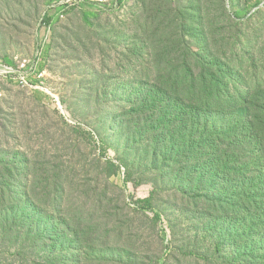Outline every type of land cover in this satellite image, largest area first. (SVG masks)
Segmentation results:
<instances>
[{"label":"rangeland","instance_id":"1","mask_svg":"<svg viewBox=\"0 0 264 264\" xmlns=\"http://www.w3.org/2000/svg\"><path fill=\"white\" fill-rule=\"evenodd\" d=\"M62 1L0 0V264H264L216 164L255 144L192 118L264 95V0Z\"/></svg>","mask_w":264,"mask_h":264},{"label":"trees","instance_id":"2","mask_svg":"<svg viewBox=\"0 0 264 264\" xmlns=\"http://www.w3.org/2000/svg\"><path fill=\"white\" fill-rule=\"evenodd\" d=\"M210 88L206 85L205 93L193 107L194 127L198 128V134L202 132L204 143L211 146L215 144L212 141L214 138L222 137L231 140L249 137L254 142L246 162L241 163L237 154L224 151L216 164L217 171L223 168L226 180L235 186L234 206L244 212L238 224L253 251H257L259 260L264 262V95L255 97L250 106L242 111L237 107L236 98L226 99L221 94L216 95L214 92L219 86L211 91Z\"/></svg>","mask_w":264,"mask_h":264},{"label":"built area","instance_id":"3","mask_svg":"<svg viewBox=\"0 0 264 264\" xmlns=\"http://www.w3.org/2000/svg\"><path fill=\"white\" fill-rule=\"evenodd\" d=\"M111 0H63L61 2V5L57 6L58 7H68L69 5H74V4H88V3H96L102 6L108 5V3H110ZM43 54V52H39V56H41Z\"/></svg>","mask_w":264,"mask_h":264}]
</instances>
